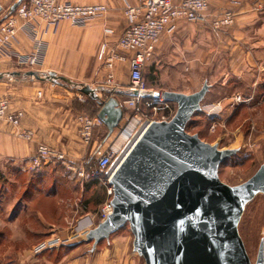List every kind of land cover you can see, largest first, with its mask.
Segmentation results:
<instances>
[{
  "label": "crops",
  "instance_id": "obj_1",
  "mask_svg": "<svg viewBox=\"0 0 264 264\" xmlns=\"http://www.w3.org/2000/svg\"><path fill=\"white\" fill-rule=\"evenodd\" d=\"M56 1L76 5L103 4L108 6L109 12L104 18L94 20L84 27H74L67 21L56 27L44 28L43 25L41 29L45 31L43 38L47 50L43 64L36 67V71L55 72L77 83L87 84L98 89L100 97L107 95L106 100L113 92V96L123 102L127 98L130 84L129 64L120 66L121 73L116 72L117 86L114 90L106 84L107 70L97 56L104 42L114 45L124 33L129 26V20L124 14L125 8L137 5L139 0ZM208 1L210 13L214 15L232 10L235 13L234 24L228 30H214L201 22L183 19L177 22L173 33L164 34L151 61L154 75L159 76L162 84L168 82L171 86V89L164 92L192 94L176 89L174 85L178 80L175 79L185 75L184 65L189 66L188 71H185H193L190 75L186 74V77H192L198 71H207L211 52L217 51L223 55L228 50L233 51L235 58L230 64L235 65L231 66V71L223 73V76L232 77L243 64L240 63L241 56H249L252 52L257 56L258 51L264 49V10L259 9L264 0ZM14 3L15 0H0V25ZM105 28L114 30V34L106 35ZM2 46L0 31V73L24 74L18 71L17 55L34 49L32 37L19 30L8 50L10 54L5 53ZM257 58L258 64H264L263 59ZM7 77L12 79L7 80ZM69 88L24 75L6 76L0 80V97L8 98L14 110L24 113L21 128L34 132L37 142L65 152L69 162L82 165L91 147L82 142L76 118L83 114L82 105L88 101ZM149 89L157 90L154 87ZM97 106L100 110L101 106ZM117 130L110 135L104 124L97 126L95 140L106 141L108 145L118 135ZM35 152V143L16 137L11 125L0 122V249L6 247L7 251L1 254L14 256L9 264H60L58 260L50 261V253L59 248L36 253L35 246L54 237H74L81 234L82 229L89 232L90 219L95 215L90 209L92 198H88L84 206L87 210L85 216L76 219L80 211L76 200L91 195V190L96 186L81 184L76 173L69 170V162H57L47 169L31 171L30 163ZM0 264H3L2 260ZM61 264H66V261Z\"/></svg>",
  "mask_w": 264,
  "mask_h": 264
},
{
  "label": "water",
  "instance_id": "obj_2",
  "mask_svg": "<svg viewBox=\"0 0 264 264\" xmlns=\"http://www.w3.org/2000/svg\"><path fill=\"white\" fill-rule=\"evenodd\" d=\"M22 1L15 2L11 12ZM20 75L67 85L97 100L98 118L110 135L124 119L115 96L101 101L98 89L55 72L0 73V80ZM210 88L206 82L192 94L162 93L177 105L176 114L169 121H153L112 175L113 212L86 235L94 249L128 225L134 251L145 264H264V239L253 263L239 232L247 205L264 194V165L244 183L228 185L219 169L238 149H219L187 131Z\"/></svg>",
  "mask_w": 264,
  "mask_h": 264
},
{
  "label": "built area",
  "instance_id": "obj_3",
  "mask_svg": "<svg viewBox=\"0 0 264 264\" xmlns=\"http://www.w3.org/2000/svg\"><path fill=\"white\" fill-rule=\"evenodd\" d=\"M259 9L264 10V2L259 5ZM108 12V6L103 4L76 5L59 3L56 0H23L14 12H8L0 25L3 43L1 48L10 54L12 41L18 31H25L32 37L34 49L26 54H18L17 61L21 66L38 67L43 64L47 50V43L43 38L44 30L41 29L43 25L44 28L56 27L67 21L74 27H84L94 20L104 18ZM124 14L129 20V26L114 45L104 42L97 56L107 70L106 84L115 88L114 90L117 86L118 65L128 63L130 68L127 98L120 102L124 109V119L118 128V139L124 138L128 140V144L120 155L115 143L107 145L106 141L95 140L96 127L103 125L98 116L83 113L77 116L76 122L82 142L91 147V150L82 165H77L74 161L69 162L68 154L43 142H37L34 132L21 128L24 113L14 110L8 98L0 97V122L11 125L16 137L36 144V152L30 163L31 171L47 169L57 162H69V170L76 173L81 184L101 182L107 188L109 196H113L110 179L123 161L121 158L124 154L127 155L153 121H169L173 118L172 103L167 102L161 92L154 96L153 93L158 91L149 89L144 75L163 35L173 33L177 22L183 19L201 22L214 30H224L235 21V13L232 10L221 15L210 13L208 0H139L137 5H128ZM105 34L113 35L114 30L105 28ZM111 96L113 92L110 93ZM112 212L111 201H108L92 216L89 227L101 223ZM87 233L85 232L86 235ZM79 236L81 234L74 237ZM67 239H48L36 246L35 252L40 253L56 247L67 242Z\"/></svg>",
  "mask_w": 264,
  "mask_h": 264
},
{
  "label": "rangeland",
  "instance_id": "obj_4",
  "mask_svg": "<svg viewBox=\"0 0 264 264\" xmlns=\"http://www.w3.org/2000/svg\"><path fill=\"white\" fill-rule=\"evenodd\" d=\"M257 57L264 62V49H260L257 56H254L253 52L249 56L246 54L241 56L239 59L243 64L238 67L235 75L228 77L223 76V73L231 71V66L235 65V63L230 64V61L235 58L233 51L228 50L223 55L214 51L211 52L207 71L204 73L198 71L192 77H186V74L190 75L193 71L187 72L189 66L184 65L183 69L187 70H184L185 75L175 79L178 81L174 87L189 93L199 91L206 82L211 85L203 102V109L194 114L187 125V131L192 135L197 134L207 143L217 145L219 149H238L237 154L225 160L219 169L220 179L231 186L244 183L261 165H264V64H258ZM127 64L120 63L117 71H120L121 65ZM37 69L19 65L18 71L24 73ZM144 75L149 88L154 87L157 89L155 91L161 93L171 89L168 82L164 85L159 81V76L154 75L152 62L148 63ZM8 79L12 78L7 77ZM63 86L69 88L67 85ZM69 89L88 101L82 105L83 113L92 116V105H97V100L91 99L77 89ZM106 97L107 95L99 96L101 101H106ZM171 108L174 116L177 105L172 103ZM119 133L120 130H117V134ZM115 136L116 138L109 141V145L115 143V148L120 155L126 148L128 140L120 138L118 142V135ZM105 188L104 184L99 183L95 189L91 190V195L76 200L77 209H80L76 219L85 216L87 210L84 206L88 198H92L90 206L92 214H96L102 205L111 201L112 196H108ZM97 225L89 227V224L88 227L91 230ZM239 232L251 261L255 263L260 242L264 239V194H259L247 205L239 224ZM133 241L134 236L127 225L112 234L109 240L100 242L94 249L93 241L87 239L85 230L82 229L81 236L71 237L67 242L51 248V250L57 248L60 250L50 253L52 259L50 261L58 260L60 264L64 260L66 264H145L144 258L134 251ZM6 249V247L0 249V260L3 264H9L10 260L14 259V256L1 254L7 251Z\"/></svg>",
  "mask_w": 264,
  "mask_h": 264
},
{
  "label": "trees",
  "instance_id": "obj_5",
  "mask_svg": "<svg viewBox=\"0 0 264 264\" xmlns=\"http://www.w3.org/2000/svg\"><path fill=\"white\" fill-rule=\"evenodd\" d=\"M92 110H93V115L92 116H98V113H99V108H98V106L97 105H92ZM87 184H89V183H87ZM90 184H92V185H95V186H98V181H94V182H90Z\"/></svg>",
  "mask_w": 264,
  "mask_h": 264
},
{
  "label": "bare ground",
  "instance_id": "obj_6",
  "mask_svg": "<svg viewBox=\"0 0 264 264\" xmlns=\"http://www.w3.org/2000/svg\"><path fill=\"white\" fill-rule=\"evenodd\" d=\"M129 151H130V150H129ZM126 152H127V151H126ZM127 154H128V153H127ZM124 155H125V156H123V158H121V160L124 159V158L126 157V154H124Z\"/></svg>",
  "mask_w": 264,
  "mask_h": 264
}]
</instances>
